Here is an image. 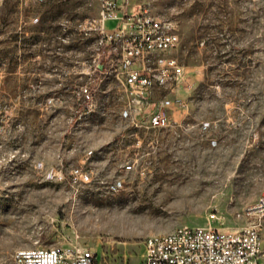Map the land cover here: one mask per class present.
I'll list each match as a JSON object with an SVG mask.
<instances>
[{
	"label": "rangeland",
	"instance_id": "rangeland-1",
	"mask_svg": "<svg viewBox=\"0 0 264 264\" xmlns=\"http://www.w3.org/2000/svg\"><path fill=\"white\" fill-rule=\"evenodd\" d=\"M145 9L180 34L153 57L185 68L149 92L146 115L171 100L165 128L123 117L121 47L99 43L98 0H0V264L69 244L141 264L146 238L213 211L226 227L249 221L264 190V0L123 7Z\"/></svg>",
	"mask_w": 264,
	"mask_h": 264
},
{
	"label": "built area",
	"instance_id": "built-area-1",
	"mask_svg": "<svg viewBox=\"0 0 264 264\" xmlns=\"http://www.w3.org/2000/svg\"><path fill=\"white\" fill-rule=\"evenodd\" d=\"M98 1L99 15L95 21L99 43H116L121 47L118 78L124 92L123 117L149 129L171 126L167 113L171 100H161L149 115L145 113L151 89L178 82L185 72L175 57L153 60L155 54L173 50L180 44L176 24L147 9L125 12L126 0ZM109 23L112 25L108 26ZM84 175L89 179L88 174ZM242 214L249 221L241 227H226L225 217L213 211L206 224L180 225L172 238H146L141 264H264V190L257 207L245 208ZM13 264L102 263L92 249L69 244L30 247L27 253H15Z\"/></svg>",
	"mask_w": 264,
	"mask_h": 264
},
{
	"label": "bare ground",
	"instance_id": "bare-ground-1",
	"mask_svg": "<svg viewBox=\"0 0 264 264\" xmlns=\"http://www.w3.org/2000/svg\"><path fill=\"white\" fill-rule=\"evenodd\" d=\"M259 199H260V196L257 198V200L254 203L250 204L246 208H256L257 207V202L259 201ZM102 219L105 220L104 221L105 224H108V225L113 224L115 227L120 225V221H115V222L112 223V220L109 219L108 216L102 215ZM178 231H179V227L174 229V230H172V231H170V232H168V233H166V234L154 235V236H158V238H172L173 235L176 234V232H178ZM151 237H153V236H151ZM29 249L30 248L19 249V250L16 251V253H27L29 251Z\"/></svg>",
	"mask_w": 264,
	"mask_h": 264
}]
</instances>
